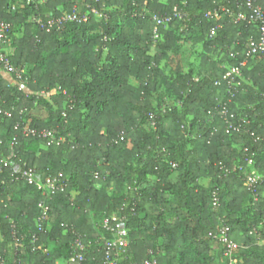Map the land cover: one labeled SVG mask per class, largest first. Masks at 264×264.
<instances>
[{
	"label": "trees",
	"instance_id": "obj_1",
	"mask_svg": "<svg viewBox=\"0 0 264 264\" xmlns=\"http://www.w3.org/2000/svg\"><path fill=\"white\" fill-rule=\"evenodd\" d=\"M258 2L264 10V0ZM18 3L0 0V20L11 24L12 64L26 67L28 74H22V89L0 68V110L10 113H0V261L55 264L61 258L77 264L68 261L77 236L87 246L85 263L99 261L103 254L95 240L104 231L98 220L117 212L128 230V246L117 264L152 256L158 264H228L230 257L238 264H264V243L259 242L264 179L253 200L242 171L221 169L243 166L254 153L255 167L264 175V60L249 59L239 84L231 88L233 95L222 80L257 30L225 11L204 16L219 7L242 9L241 0ZM91 5L100 18L89 11ZM174 6L186 18L157 26L154 38L152 15ZM30 13L38 22L28 20ZM64 13L87 19L48 27ZM182 40L202 45L198 77L183 73L176 63L169 88L178 105L154 107L159 63L169 52L176 55ZM224 103L236 119L246 117L240 131L226 132L216 109ZM36 105L46 107L47 116H35L28 124ZM25 125L52 129L54 137L64 138L49 142L24 133ZM28 167L41 180L61 173L65 186L43 196L20 177ZM110 184L124 191L112 195ZM41 200L48 214L39 227ZM220 220L237 245L230 256L213 236ZM49 241L53 247L47 250Z\"/></svg>",
	"mask_w": 264,
	"mask_h": 264
},
{
	"label": "built area",
	"instance_id": "obj_2",
	"mask_svg": "<svg viewBox=\"0 0 264 264\" xmlns=\"http://www.w3.org/2000/svg\"><path fill=\"white\" fill-rule=\"evenodd\" d=\"M240 5L242 9L232 11L229 8L219 7L213 10H208L204 13L206 18L216 17L220 11H225L228 14L232 15L235 21H244L248 24H253L257 30V36H250L247 39L246 46L243 52L242 59H240L236 64L228 66L225 72L222 75V80H224L228 86V93L233 95L231 91L233 87L239 84V80L242 79V68L246 67L249 59L257 58L264 60V10L259 4L258 0H241ZM89 11L94 13H98L94 6H89ZM174 18L184 20L186 18V14L178 9L176 6L173 7L171 12L165 13H154L152 15V20L154 22L153 36L157 37V26H167ZM87 16L85 15L83 18H77L75 13H64L61 18L56 20H49L48 27L52 26L53 23L60 24L61 21H82L86 20ZM38 22V19L36 20ZM11 24L9 22L0 20V68L8 75H13L11 79L18 85L24 80L22 76L21 69L14 66L11 61V56H13L15 47L11 42L10 37ZM214 28L210 29V33L213 34ZM237 52H231V57H236L238 55ZM214 83L217 85L220 83V80H215ZM229 100V99H228ZM218 113L222 116L225 123L226 132H238L240 131L247 119L246 117L235 118L233 113H228V109L226 104H221L217 108ZM0 113L6 116H10L8 111L0 110ZM211 114V111H208ZM19 125L16 124L15 129ZM23 132L29 135L37 136L44 139H49L51 142L54 138V130L52 129H42L37 130L33 127L25 125L23 127ZM120 140H123V135H120ZM256 161L254 158V153L245 158V165H233V167L226 168L221 166V169L224 172H230L234 170H240L243 173L244 184L247 189L250 191L252 199L256 200L258 197V185L263 181L264 175L260 174L256 167ZM174 164H172L173 166ZM97 177V173H95ZM20 177L28 184L35 186L38 190L41 191V194L45 197L52 196L56 193L58 189H62L65 186L63 183L61 174L59 175H50L47 176L44 180H41L37 175L33 168L28 167L22 169L20 172ZM217 197H214L213 206H217ZM38 206L41 209V214L38 217L39 227H41V222L44 221L48 214V206L45 204L43 200L38 203ZM123 217L120 214L113 213L110 216L104 217L101 224V229L104 233L95 240V243L101 248L102 251V259L99 261L85 263L86 261V244L82 241V239L77 236L72 244L73 254L69 258L68 261H75L77 264H117L118 257L121 253H123L128 246V230L124 226ZM261 225H264V214L263 219L261 221ZM38 231H41L42 228H37ZM229 227L224 223L223 220H220V224L217 227V232L213 234L215 238H217L223 248V253L227 256H230L234 249L237 248L236 243L229 236ZM255 233H259L256 229L252 230ZM15 232H13V236L15 237ZM38 236L36 233L31 235V242H35ZM260 243H264V237L259 240ZM0 264H5L4 261H0ZM134 264H158L157 259L152 256L149 258H145L140 262H135ZM228 264H238L236 260L232 257L229 258Z\"/></svg>",
	"mask_w": 264,
	"mask_h": 264
},
{
	"label": "rangeland",
	"instance_id": "obj_3",
	"mask_svg": "<svg viewBox=\"0 0 264 264\" xmlns=\"http://www.w3.org/2000/svg\"><path fill=\"white\" fill-rule=\"evenodd\" d=\"M26 2L27 0H21L19 1L18 5L21 6L23 4H26ZM94 14L97 18H100L101 16L99 13H94ZM37 19L38 18H36V16L32 15L31 13L28 15V20L31 22L32 21L36 22ZM184 36L186 35L184 34L182 37L184 38ZM148 52L149 53L153 52V44H151V47L148 50ZM204 54L205 52L200 43H192L187 40H182L179 43L178 51L176 55H174L172 52H169L168 54H166V56L159 63V68L161 70V76L157 79L156 89L151 95V103L153 104L154 107H160L161 109H168V108L178 105L174 101L173 91L169 88L170 83L175 75L174 69H175L176 63L180 65L183 73L187 71H192L194 78H197L198 76H196V72L198 70L201 57ZM21 72L25 78L28 77L26 67H23ZM9 79L12 80L11 77H9ZM130 81L133 83H136L133 79H131ZM11 82L15 83L13 80ZM20 87H22V89H25V79L20 84ZM42 98H45L47 102H50V103L52 102L49 94H44V97ZM36 107H38V105H36ZM41 107H42V110L45 116H47L46 107L44 106H41ZM54 108H56V105H54ZM33 109H36V108L34 107ZM32 110L31 112H29V116L27 117L28 124L31 121V119L36 116ZM62 115H64V113ZM63 138L64 136L62 135H59V137L57 136V140H62ZM41 146L45 147V145H41ZM59 174L61 173H57L56 175H59ZM107 189H108V192L112 195L119 194L124 191V188H121L119 186H114L112 184H110ZM115 214L117 215L118 213L116 212ZM102 220L103 218L98 220V223H100V225L102 224ZM52 247H53V242L52 241L47 242V247H46L47 250ZM55 264H67V263L65 260L60 258V259H57Z\"/></svg>",
	"mask_w": 264,
	"mask_h": 264
},
{
	"label": "crops",
	"instance_id": "obj_4",
	"mask_svg": "<svg viewBox=\"0 0 264 264\" xmlns=\"http://www.w3.org/2000/svg\"><path fill=\"white\" fill-rule=\"evenodd\" d=\"M18 1H21V0H18ZM27 2H29V0H27ZM7 79H9V75L8 74H3ZM12 81V80H10ZM133 83V82H132ZM135 84V83H133ZM36 109H33L32 111L35 113L36 116L40 117V118H43L45 116L43 110H42V107L41 106H38V107H35Z\"/></svg>",
	"mask_w": 264,
	"mask_h": 264
}]
</instances>
